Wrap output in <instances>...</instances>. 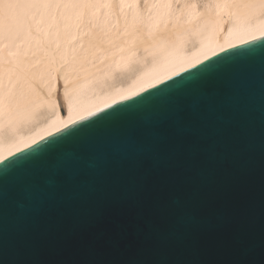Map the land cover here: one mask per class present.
I'll return each instance as SVG.
<instances>
[{
	"label": "bare ground",
	"instance_id": "obj_1",
	"mask_svg": "<svg viewBox=\"0 0 264 264\" xmlns=\"http://www.w3.org/2000/svg\"><path fill=\"white\" fill-rule=\"evenodd\" d=\"M264 36V0H0V160Z\"/></svg>",
	"mask_w": 264,
	"mask_h": 264
},
{
	"label": "water",
	"instance_id": "obj_2",
	"mask_svg": "<svg viewBox=\"0 0 264 264\" xmlns=\"http://www.w3.org/2000/svg\"><path fill=\"white\" fill-rule=\"evenodd\" d=\"M254 53L250 55L249 52ZM264 36L235 47L155 82L112 103L56 133L0 160V264H264ZM235 61L240 71L228 86L227 103L219 124L240 130L233 142L242 165L245 190L243 243L218 244L217 227L229 213L224 201L212 195L210 186L200 182L180 183L157 194L166 210L153 216L165 241L147 248L101 250L60 247L35 242L34 225L50 215L53 202L78 204L91 195L97 175L115 162H124L117 153L126 140L137 135L134 124L111 125L88 142L67 143L65 158L82 159L83 170L70 173L58 160L36 173L11 174L5 166L11 160L36 153L49 142L59 140L82 125L92 124L115 110H127L144 97L157 94L175 81L189 80L207 65ZM139 153L153 150L141 144ZM138 153V154H139ZM142 168L154 162L147 156ZM193 238L198 242L190 243Z\"/></svg>",
	"mask_w": 264,
	"mask_h": 264
},
{
	"label": "snow or ice",
	"instance_id": "obj_3",
	"mask_svg": "<svg viewBox=\"0 0 264 264\" xmlns=\"http://www.w3.org/2000/svg\"><path fill=\"white\" fill-rule=\"evenodd\" d=\"M249 54L254 55L251 50ZM240 70L231 59L207 65L187 81H175L127 110H115L36 153L9 161L5 170L11 174L39 172L53 159L76 173L83 170L84 161L65 158V144L88 142L106 126L131 123L137 129V135L117 151L124 162L101 171L92 194L78 204L53 202L50 215L34 225V241L93 253L154 246L168 239L153 224V216L166 211L157 194L176 184L200 182L230 209L219 222L215 242L242 244L245 190L240 156L233 148L240 130L219 124L228 86ZM141 144L153 150L139 153ZM143 156L154 162L152 168H142Z\"/></svg>",
	"mask_w": 264,
	"mask_h": 264
}]
</instances>
